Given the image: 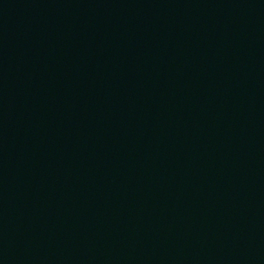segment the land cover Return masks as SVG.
Masks as SVG:
<instances>
[{
  "label": "water",
  "instance_id": "1",
  "mask_svg": "<svg viewBox=\"0 0 264 264\" xmlns=\"http://www.w3.org/2000/svg\"><path fill=\"white\" fill-rule=\"evenodd\" d=\"M0 264H264V0H0Z\"/></svg>",
  "mask_w": 264,
  "mask_h": 264
}]
</instances>
